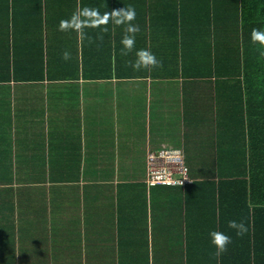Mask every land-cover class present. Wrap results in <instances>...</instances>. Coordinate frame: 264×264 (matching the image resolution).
<instances>
[{
	"label": "crops",
	"instance_id": "crops-1",
	"mask_svg": "<svg viewBox=\"0 0 264 264\" xmlns=\"http://www.w3.org/2000/svg\"><path fill=\"white\" fill-rule=\"evenodd\" d=\"M129 8L134 34L111 15ZM253 29L264 0H0V264H242L228 222L264 207L242 183L264 159ZM164 147L193 183H147Z\"/></svg>",
	"mask_w": 264,
	"mask_h": 264
},
{
	"label": "clouds",
	"instance_id": "clouds-1",
	"mask_svg": "<svg viewBox=\"0 0 264 264\" xmlns=\"http://www.w3.org/2000/svg\"><path fill=\"white\" fill-rule=\"evenodd\" d=\"M112 17L114 18V23L116 25H122V24H129L130 26L126 29L128 33H135L138 31V27L131 26V21L135 19V10L133 8H129L127 10H119L116 12H113ZM105 22H107V14L105 16ZM65 26V22L61 21V29H63ZM252 41L259 44V46L264 49V33L253 29L252 31ZM122 44L124 45L125 51L122 52V55H126L128 51L131 50V48L134 45V35L129 36L126 35L122 39ZM261 56H264V51H261ZM69 55L68 53H64V59H68ZM158 61H156L155 57L144 50H141L137 53V60L135 64L133 65V68L135 70H140L142 68H149L157 66ZM228 227L230 229H235L238 236H242L246 232V228L243 224V222L237 223L236 221H229ZM210 242L212 246L215 248V252L213 253L214 257L218 258L222 256L226 251L228 245L232 242L231 238L218 231H213L210 234Z\"/></svg>",
	"mask_w": 264,
	"mask_h": 264
},
{
	"label": "trees",
	"instance_id": "trees-1",
	"mask_svg": "<svg viewBox=\"0 0 264 264\" xmlns=\"http://www.w3.org/2000/svg\"><path fill=\"white\" fill-rule=\"evenodd\" d=\"M256 64L261 67V64H264V57L261 56ZM259 67V70L263 69L262 67ZM250 182L252 184L264 185V159L257 162L256 168L252 170V176L250 174L249 177L242 179V183L244 184ZM257 194H259L258 196L261 198L264 197L263 190L258 191ZM246 210L248 213V220L245 228L246 232L251 235L250 237L248 236L249 239L247 238L248 241L245 243L242 238V244L244 243L242 246V264H264V207L261 206L259 208H255V210H251L250 206L247 205ZM251 238H253V244L252 241L250 242ZM247 245H249L248 249L246 248ZM223 261L224 264H239V257L237 254H232L230 256L223 257Z\"/></svg>",
	"mask_w": 264,
	"mask_h": 264
},
{
	"label": "built area",
	"instance_id": "built-area-1",
	"mask_svg": "<svg viewBox=\"0 0 264 264\" xmlns=\"http://www.w3.org/2000/svg\"><path fill=\"white\" fill-rule=\"evenodd\" d=\"M147 183L149 185H186L193 182L181 148L164 147L148 154Z\"/></svg>",
	"mask_w": 264,
	"mask_h": 264
}]
</instances>
